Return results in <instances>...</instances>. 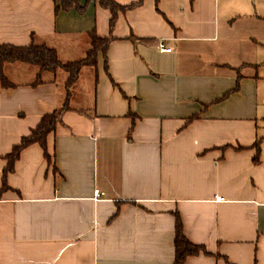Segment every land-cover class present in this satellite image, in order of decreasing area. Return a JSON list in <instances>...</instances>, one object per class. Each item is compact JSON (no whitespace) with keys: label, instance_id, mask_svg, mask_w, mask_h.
<instances>
[{"label":"crops","instance_id":"crops-1","mask_svg":"<svg viewBox=\"0 0 264 264\" xmlns=\"http://www.w3.org/2000/svg\"><path fill=\"white\" fill-rule=\"evenodd\" d=\"M77 1L83 12L0 0V45L44 44L68 63L93 32L113 38L70 92L64 70L37 82V67H4L0 191L14 146L70 109L50 162L33 144L7 176L0 264H174L177 216L207 252L183 264H264V0H114L113 27L98 0Z\"/></svg>","mask_w":264,"mask_h":264},{"label":"trees","instance_id":"trees-1","mask_svg":"<svg viewBox=\"0 0 264 264\" xmlns=\"http://www.w3.org/2000/svg\"><path fill=\"white\" fill-rule=\"evenodd\" d=\"M91 1V0H89ZM99 4L109 9L112 13L111 26L113 27L117 15L120 11L125 10L124 7L117 4L114 0H98ZM56 4H60L62 9H70L73 4L76 5V9L79 12H83L86 5L80 6L77 0H54ZM91 39V49L87 52L84 59L63 63L59 58L55 49H52L44 44H30L29 46H13V45H0V86L3 89L12 88L15 85L12 84L4 75V67L9 64H27L39 69L38 80L41 82V76L44 72H57L58 70H64L68 77L66 81L67 92H70L71 88L78 81L81 71L85 67H94L97 65L98 56L101 53L106 61L107 52L112 42L113 38H100L94 32L90 35ZM68 99L62 108L55 110L53 113L45 115L38 126L31 131V133L23 137L21 142L14 146L13 151L6 156L7 166L4 169V180L2 190L8 189L7 186V176L9 173L14 171L15 163L19 159L23 150L28 148L33 144H39L44 150V156L48 162H50L51 157L47 151V138L51 134L58 122L61 119L62 114L69 110ZM260 142L258 141L257 146V157L260 153ZM175 252L176 260L174 264H183V262L190 256H196L201 253H207L205 248L200 245L193 244L188 240L183 232L182 222L180 217L177 216L176 219V236H175Z\"/></svg>","mask_w":264,"mask_h":264},{"label":"built area","instance_id":"built-area-1","mask_svg":"<svg viewBox=\"0 0 264 264\" xmlns=\"http://www.w3.org/2000/svg\"><path fill=\"white\" fill-rule=\"evenodd\" d=\"M157 48L161 53H172L174 49L172 47L167 46L164 42H159L157 44ZM103 196L102 191L96 190L95 191V199H100Z\"/></svg>","mask_w":264,"mask_h":264}]
</instances>
